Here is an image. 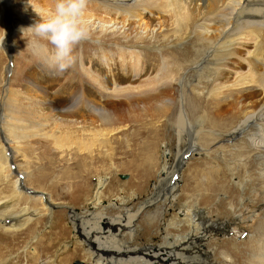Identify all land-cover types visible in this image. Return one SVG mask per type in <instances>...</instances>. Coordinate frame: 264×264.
Wrapping results in <instances>:
<instances>
[{"label":"rangeland","instance_id":"rangeland-1","mask_svg":"<svg viewBox=\"0 0 264 264\" xmlns=\"http://www.w3.org/2000/svg\"><path fill=\"white\" fill-rule=\"evenodd\" d=\"M110 1L89 0L84 19L90 28V38L76 48V67L59 72L53 67L50 68L46 63L47 58L32 46V41L38 38L27 30L23 32V29L34 24L40 16L47 14L54 7L55 0H0V36L5 33L0 45V142L6 149V161L9 158L11 170L10 175L6 168L0 167V213L8 211L7 215L0 216V264H35V258L38 259L36 264H57L55 260L63 255L65 258L62 264H88L90 259L86 256L87 243H81L82 237L74 226L75 216L81 213L87 215L94 208L95 212L103 209L102 213L117 217L122 213L137 212L143 206L146 208L143 207L133 221L134 231L130 228L122 231L126 241L142 247L145 253L150 244L163 243L166 233L170 234L167 236L172 242L174 235L187 234L189 231L183 222V211L188 209L189 214L192 213V225L209 223L211 220H214V224H210L208 229L206 225H199L195 232L196 238L193 239L190 234L189 238L175 245L176 247L170 246L166 250L164 248L161 253H177L181 250L182 259L187 262L191 258L192 262L194 259H197L196 262L215 259L208 264H226L227 261L221 254L212 256L215 249L220 251L215 247L228 238L242 242L257 226L264 223V157L252 148L247 137L248 132L231 130L236 124L232 120V114L222 117L218 115L216 118L205 111L209 102L212 106L214 102H222L209 95L213 87L210 75L215 71L219 73L224 68L222 72L227 76L224 80H233L232 74L227 70L228 66H232L233 59L217 61L213 55L216 51L224 54L229 46L220 44L206 56L196 57L193 51L181 54L186 47L194 50L195 41L199 43L194 26L178 39L168 41L164 47L165 50L172 49L175 59L177 56L180 60L183 55V64L173 68L176 81L165 94L172 99L168 102L165 100L163 104L165 109L171 106L166 114L156 112V109L142 114L138 113V109L133 118L119 117V127L117 125L118 128L113 130L112 125L106 124L102 130V133L105 132V139H101V142L96 140L89 149L74 140L70 142L67 137L59 141L52 136L54 133L58 134L60 123L72 122L76 117L100 128L99 112L96 115L93 109H85L80 113L77 108H73L75 103H71L78 90L84 88L82 91L87 92L85 82H80L74 76L78 59H82L84 65L90 66L104 77L106 85L111 84L110 74L103 66H99V61L102 56L112 55L121 47L134 46L133 43H137L136 33L139 26L146 28L141 35L146 36L144 38L147 40L138 41L147 50L146 53L151 51L153 55L158 49H162L160 44L165 41L166 30L159 28L161 25L169 27L164 14L155 9L143 15L135 13L136 15L128 16L121 10L120 14H115ZM18 19L23 24H19ZM109 20L117 23L114 31H106L102 27L103 22ZM153 23H158L154 30L157 38L147 36ZM219 24L221 25L219 20H215L206 29L213 42L217 38L218 28L221 29ZM49 49L51 51V46ZM149 59L151 60L146 61V64H150V70L158 69V57L154 54ZM211 62H218V66H208ZM9 64L12 66L9 67ZM152 67L155 68L151 69ZM114 71L117 79H122L119 82L125 81L122 85L140 84L138 78L129 80L132 78L129 75L117 69ZM142 74L144 77L147 73ZM220 80L223 81V78ZM87 95L90 101H95L92 104L103 110L113 109L115 104L124 101L117 98L109 100L97 90L87 92ZM193 107L198 110L194 111ZM221 108L217 110L221 114L227 113L226 108L231 109L227 105ZM181 114L184 124L179 127L177 122ZM4 119L7 124L2 125ZM254 123L255 120H251L247 129ZM14 124L18 129L22 128L17 141L11 138L15 134ZM192 124L194 129L189 131ZM179 128L183 129L182 140L178 134ZM145 144L156 147V159L152 164L153 168L146 166L141 174V162L138 159L142 157ZM163 170L166 172H162ZM15 177L19 179V192L36 196V193L32 195L33 193L26 192L27 187L44 193L42 197L37 196L41 198L43 205L41 201L35 204L30 198L18 196ZM163 182L162 196L145 205L157 184ZM210 184L217 188L212 193L209 210H206L209 201L202 202L200 199ZM227 185L230 190L223 188ZM97 193H100L99 202L95 196ZM232 204L238 205V212L234 215L223 214V211L232 210ZM197 207L199 211L196 212ZM207 211L209 216L205 219ZM36 216L40 221L36 220ZM173 218L181 221L183 229L165 231L164 223ZM57 219L59 226L56 224ZM215 224L222 225L215 230ZM29 226L30 229H27ZM131 233L133 236H129ZM204 235L207 239L202 237ZM44 240L42 244H37ZM199 240L202 243L207 241V246L201 247ZM195 245L198 247L195 248ZM64 246L68 248L65 250L67 253L61 254ZM155 250L156 247L153 254ZM155 261L152 263L165 264L159 259ZM173 262L176 263V260L171 263Z\"/></svg>","mask_w":264,"mask_h":264},{"label":"bare ground","instance_id":"bare-ground-1","mask_svg":"<svg viewBox=\"0 0 264 264\" xmlns=\"http://www.w3.org/2000/svg\"><path fill=\"white\" fill-rule=\"evenodd\" d=\"M128 1L129 0H111L109 4H111L112 11L115 14H120L121 10L123 14H128V16H132V14L135 13L143 15L144 13L151 12L155 9L167 17L168 26L171 28L166 27V25L160 26L159 29L165 28L166 33L164 35H166V37L165 41H162V44H160L162 49H158L154 53L159 59L157 62L159 66L158 69H156L155 71L150 70V64H146V61L151 60L149 58L154 54L152 55L151 51H149V53H146L147 50L144 48V46H140L138 43V41L144 42L147 40V38H144L146 36L143 37L141 35L143 34L142 32L146 28H142L141 26H139V29L136 33V37L139 40L137 39V43H133L134 46L129 45L124 46L125 48L121 47L120 50H117L118 52L116 51L113 52L112 55L107 54L108 56H102L101 60L99 61V66H101V68L103 66L106 71L110 74L111 84L105 85L103 79L104 77H101L100 74H97L95 70L91 69L90 66L84 65L82 59H78L79 64L77 66V72L74 70V76L79 78L80 82H85L87 92L97 90L109 100H111V98H117L120 100L123 99L124 101L123 103H118V105L115 104L113 109H98V106L94 105L95 101H90L87 92H83L82 89L84 88H81V91L78 90L76 95L73 96L72 100L70 99L72 101L71 103H75L73 108H77L78 112L80 113L85 109H93L96 115H98L97 113L99 112V114L101 115L98 117L100 118V123L98 124H100L99 129L101 131L98 129V127L92 126V122L83 121L76 117V119L71 120L72 122L66 124L60 123L61 128L58 131V134L55 135V133L53 132L54 134L52 136H54V138L56 137V139H58L59 141L61 138L67 137L70 142L74 140L79 145L84 146L86 149H89L92 147V145H94V142L96 140L101 142V139H105L103 138L105 132L102 133V130H104L106 124L112 125L113 130L119 127V117L129 116L133 118L134 112H136L138 109V113L142 112V114H145L146 112H149L154 109H156V112L166 114L171 108V106L167 105L169 106V109L167 107V109H165V105L163 104L165 100L168 102V100L172 101V99L170 97H167L165 94H167V92L172 89V84L176 81V75L173 72V68H178L181 64H183L181 62L183 55H185V53H188L189 51H193V54L196 57L201 55L206 56V54L209 55V53H212L216 46L220 44H226L227 46H229V49L226 50L224 54H222V52L216 51L215 53H213V55L217 58V61L225 58H227V60L233 59L232 66H228L229 69L227 67V70H229V72L232 74L233 80L230 82L224 80L227 77L222 72L224 68H222L219 73L218 71H215L210 75L209 79L210 82H212L213 87L212 91L209 92V95L210 97L214 96L217 100L222 102H220L219 104H216L214 102V106H212L209 102L206 105L205 111L208 114L210 113L211 116H215L216 118L218 117V115H220L219 117H222V115L225 114L226 116L232 114V120L233 122H236V124L232 127L231 130L240 133L248 132L247 137L248 139H250V144L252 148L257 151V153H259L262 157H264V0H210L212 3L207 2L208 0H133V2ZM14 19H16V17ZM18 20L19 21L17 22L19 24H23V21L21 19ZM215 20H219V22L221 23V25L219 24L221 26V29L220 27L218 28L217 38L213 42L209 38L208 31H206V29L209 25L211 26V23ZM111 22V20L104 21L102 27L105 28L106 31H114L115 29H117V23L116 21H114L113 23ZM157 26L158 23H153L150 26V32L147 35L149 38H157V35L154 34V30ZM194 26L196 27V32L198 34L197 40L199 41L201 46H199V43L195 41L196 48H194V50L189 47H186L183 51L180 52L181 54H183L181 55L182 58L179 60L177 59V56H175V59L171 48H166V50L164 49V47H166L165 44H167L168 41L178 39L179 36H181L183 33L192 30ZM151 27L153 28L151 29ZM227 60L225 61V63L227 62ZM46 63L49 64V62ZM207 65L216 67L218 66V62H211ZM10 66L12 65L9 64V67ZM74 66L76 67V65ZM112 67L115 68L112 69ZM50 68L52 67L50 66ZM154 68L155 67H152L151 69ZM115 69L120 70L124 74L132 77L129 80L138 78L140 84L133 85L132 83L128 86H126V84L122 85L123 83H125V81L119 82L122 79H117V76H115ZM142 73L147 74H144L146 76L142 77ZM140 76L142 77V79ZM221 78H223V81L220 80ZM92 102L94 103L92 104ZM226 105L231 108H226L227 113L221 114L217 112V110L222 109V106ZM215 109L216 111H214ZM193 110L196 111L198 109L196 107H193ZM182 116L183 114H181L178 118L177 125L179 127L184 124ZM198 118L200 117H197V119ZM251 120H255V123L249 129H247L248 123ZM5 124L7 123L4 119L2 125ZM15 125L16 124H14V126ZM117 125L118 127H116ZM21 129L22 128L18 129L16 125L15 134H12L11 137L12 140H18V134H20ZM193 129L194 125L192 124V127L189 131H193ZM182 133L183 129L179 128L178 134L180 135V140H182ZM198 133L199 130L197 131L196 135ZM7 136L8 135L5 134V137ZM150 146L145 144V149H143L144 152L142 153V157L140 156L141 158L138 159L141 162V174L147 167H149V169L153 168L152 164L155 162L156 159L154 152L156 147ZM5 153L6 149L0 142V167L2 169L6 168V170L9 171L10 174L11 170L8 162L9 158H7L6 161L7 156ZM19 168L20 170L22 169L20 165ZM262 170L264 171V162L262 164ZM162 172H166V170H163ZM20 176L21 175H19V177ZM18 180L19 179L15 177L14 182L17 190V195L20 197L22 196V198H30V200H32V202H34L35 204H37V201H41L42 204L41 198L37 196L42 197L44 193L40 192V195L36 194V196L34 197L28 194L25 195L23 191L19 192L18 190ZM163 184L164 182L157 184L156 190L152 194V197L145 201V205L150 204L155 200H158V198L162 195L163 192L161 191L163 189ZM216 188V185H208L207 191L204 194L202 193L203 196L201 195L202 199L199 198L202 202L204 201L208 203L209 201V203L206 204V210H209L208 207L210 206L209 204L213 198L212 193H214ZM223 188L229 190L231 189L228 185L224 186ZM25 190L26 192L31 194L30 191L32 190H30V188L26 187ZM100 193L95 194L96 200L98 202L100 201ZM262 194H264V188ZM235 205H231V211H223L222 213H233L234 215L236 212H238L236 210L238 205ZM143 207L146 208L145 206ZM141 209L134 213L126 212L120 214L119 216H117L118 214H116L117 217H114L108 216L104 212L102 213L101 211L103 209L100 212H98V210L97 212H95L96 209L92 208V210H89L90 213H87V215L86 213L84 215L81 213L75 216L74 226L78 229V235L82 237L80 238L81 243L82 241L87 243V246H85L86 256L90 259V262L88 264H153L152 262H156L155 259H159L162 263L165 264H208L212 263V261L215 260L214 258H212L214 260L206 262H196L197 259H194V261L192 262L191 258V260L187 262L185 259H182L183 257L182 253L180 252L181 250L177 253L169 251L161 253V251H164V248L166 250L167 247L180 244L181 242L186 240V238L190 234H192L193 239L196 238L197 235L195 234V232L198 231L199 225H206L208 229L210 224H214V220H211L209 223L192 225V213L189 214L188 209L183 211V222L186 223V226L189 231L187 232V234L174 235L172 242L168 240L169 236L167 235L170 234L166 233L164 237L165 240L163 243L150 244V246H147L148 249L145 253L142 251V247L139 248L135 245H132L129 240L126 241L124 239L125 233H122V231H124V229L127 230L128 228H130L132 232L134 231L135 225L133 226V221L137 218ZM195 210L197 212L199 210V207H197ZM7 212L8 211L1 212L0 216L3 217L4 215H7ZM262 214H264V212ZM205 215V219H207L209 216L208 211ZM147 217L153 220V218L149 215ZM37 218L36 220L38 221L39 218ZM58 223H60L59 219L56 220L57 225ZM164 225L165 231H169L170 229L174 228L183 229L181 221H178L175 218H173L172 220L169 219V221L164 223ZM26 228L30 229V226ZM145 231L147 232V229ZM129 236H133V234L131 233ZM202 237L207 239V236L205 235ZM247 238L242 242L238 241L239 243L231 238L222 240V243L215 247L218 248V250L220 251L217 252L215 249L214 255L212 256H215L218 253L222 256V253H226L228 256L231 257V260L227 261L226 264H264V223L257 226L255 228V231L253 233L251 232V234ZM43 242H45V240L39 241L37 242V244L40 245ZM202 242L203 241H200L201 247L205 245L207 246V241L205 243ZM190 245L192 247V244ZM197 245H195V248L198 247ZM154 247H156L155 254H153ZM63 248L65 249L61 251V254H66L67 251L65 250H67L68 248H66V246H64ZM64 258V255L59 256L55 260V262H57V264H62ZM37 260L38 259L35 258V264L37 263ZM174 260H176V263H171Z\"/></svg>","mask_w":264,"mask_h":264},{"label":"clouds","instance_id":"clouds-1","mask_svg":"<svg viewBox=\"0 0 264 264\" xmlns=\"http://www.w3.org/2000/svg\"><path fill=\"white\" fill-rule=\"evenodd\" d=\"M89 0H55L47 14L24 30L34 37L32 46L47 58L49 65L59 72L72 68L77 61V46L90 38V28L84 19ZM5 33L0 36L2 45ZM51 46V51L49 49ZM226 261L231 257L222 253Z\"/></svg>","mask_w":264,"mask_h":264},{"label":"water","instance_id":"water-1","mask_svg":"<svg viewBox=\"0 0 264 264\" xmlns=\"http://www.w3.org/2000/svg\"><path fill=\"white\" fill-rule=\"evenodd\" d=\"M122 177H124V176H122ZM30 190H32V189H30ZM31 193H36L37 195H40V192H38L37 190H32V191H30ZM162 196V195H161Z\"/></svg>","mask_w":264,"mask_h":264},{"label":"flooded vegetation","instance_id":"flooded-vegetation-1","mask_svg":"<svg viewBox=\"0 0 264 264\" xmlns=\"http://www.w3.org/2000/svg\"><path fill=\"white\" fill-rule=\"evenodd\" d=\"M199 211V210H198ZM222 224L214 225V229L217 230V228H220Z\"/></svg>","mask_w":264,"mask_h":264}]
</instances>
